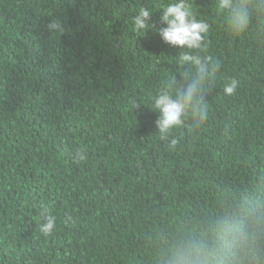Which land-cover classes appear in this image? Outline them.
<instances>
[{"label": "trees", "instance_id": "obj_1", "mask_svg": "<svg viewBox=\"0 0 264 264\" xmlns=\"http://www.w3.org/2000/svg\"><path fill=\"white\" fill-rule=\"evenodd\" d=\"M173 2L0 0V264H171L224 218L247 236L234 264H264V0L238 36L220 0H186L219 68L205 123L162 140L151 98L188 70L157 31Z\"/></svg>", "mask_w": 264, "mask_h": 264}, {"label": "clouds", "instance_id": "obj_2", "mask_svg": "<svg viewBox=\"0 0 264 264\" xmlns=\"http://www.w3.org/2000/svg\"><path fill=\"white\" fill-rule=\"evenodd\" d=\"M261 6L264 7V2ZM161 9L160 22L164 26L157 31L165 43L181 49L178 63L181 67L188 68L178 79L171 80L167 89L151 98L149 107L159 114L156 120L159 136L162 140H167L175 128L183 125L188 115L192 118L193 131L205 123V96L212 86L219 63L214 62L211 56L199 54L206 47L204 41L210 25L205 20L197 19L186 0H176ZM218 9L229 11L226 23L231 34L238 36L247 29L250 17L246 0H220ZM151 16L152 12L148 8H140L132 17L134 30L144 35L148 29L153 28L149 23ZM48 27L52 31L61 30L59 21H53ZM236 88L237 81L232 79L225 85L224 93L232 95ZM85 158L84 151L79 150L74 161L80 163ZM41 217L46 222L40 225V231L46 236L52 234L56 228V218L48 214L47 208L42 209ZM212 231L211 237L189 241L179 248L174 253L171 264H234L235 253L232 249L243 248L247 239L244 226L224 218Z\"/></svg>", "mask_w": 264, "mask_h": 264}]
</instances>
